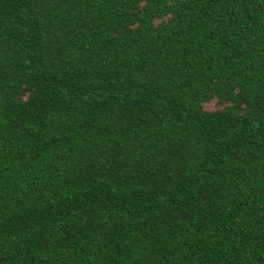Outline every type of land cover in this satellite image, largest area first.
I'll use <instances>...</instances> for the list:
<instances>
[{
	"label": "trees",
	"instance_id": "1",
	"mask_svg": "<svg viewBox=\"0 0 264 264\" xmlns=\"http://www.w3.org/2000/svg\"><path fill=\"white\" fill-rule=\"evenodd\" d=\"M0 264H264V0H0Z\"/></svg>",
	"mask_w": 264,
	"mask_h": 264
},
{
	"label": "rangeland",
	"instance_id": "2",
	"mask_svg": "<svg viewBox=\"0 0 264 264\" xmlns=\"http://www.w3.org/2000/svg\"><path fill=\"white\" fill-rule=\"evenodd\" d=\"M219 108H221V106L218 103H216V102H212V103L206 105V109L207 110H216V109H219Z\"/></svg>",
	"mask_w": 264,
	"mask_h": 264
}]
</instances>
